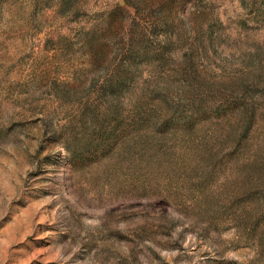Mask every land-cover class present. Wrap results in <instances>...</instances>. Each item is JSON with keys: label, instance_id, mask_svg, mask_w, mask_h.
<instances>
[{"label": "rangeland", "instance_id": "1", "mask_svg": "<svg viewBox=\"0 0 264 264\" xmlns=\"http://www.w3.org/2000/svg\"><path fill=\"white\" fill-rule=\"evenodd\" d=\"M0 264H264V0H0Z\"/></svg>", "mask_w": 264, "mask_h": 264}, {"label": "water", "instance_id": "2", "mask_svg": "<svg viewBox=\"0 0 264 264\" xmlns=\"http://www.w3.org/2000/svg\"><path fill=\"white\" fill-rule=\"evenodd\" d=\"M122 3V2H121Z\"/></svg>", "mask_w": 264, "mask_h": 264}]
</instances>
